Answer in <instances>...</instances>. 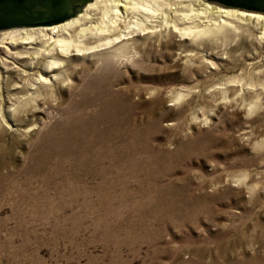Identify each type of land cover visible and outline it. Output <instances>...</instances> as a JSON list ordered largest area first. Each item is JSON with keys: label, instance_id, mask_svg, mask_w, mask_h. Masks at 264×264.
I'll return each mask as SVG.
<instances>
[{"label": "rangeland", "instance_id": "1", "mask_svg": "<svg viewBox=\"0 0 264 264\" xmlns=\"http://www.w3.org/2000/svg\"><path fill=\"white\" fill-rule=\"evenodd\" d=\"M259 34L0 63V264H264Z\"/></svg>", "mask_w": 264, "mask_h": 264}, {"label": "bare ground", "instance_id": "2", "mask_svg": "<svg viewBox=\"0 0 264 264\" xmlns=\"http://www.w3.org/2000/svg\"><path fill=\"white\" fill-rule=\"evenodd\" d=\"M244 26L264 37V14L207 0H89L80 12L59 22L0 29V43L7 48L0 63L27 57L30 66L43 56V71L48 72L70 57L115 50L136 37L168 33L196 43L201 37L224 30L236 33ZM16 46L22 49L11 51ZM42 81L48 79L39 74L36 82Z\"/></svg>", "mask_w": 264, "mask_h": 264}, {"label": "water", "instance_id": "3", "mask_svg": "<svg viewBox=\"0 0 264 264\" xmlns=\"http://www.w3.org/2000/svg\"><path fill=\"white\" fill-rule=\"evenodd\" d=\"M89 0H0V29L50 24L82 10ZM218 4L264 12V0H207Z\"/></svg>", "mask_w": 264, "mask_h": 264}]
</instances>
